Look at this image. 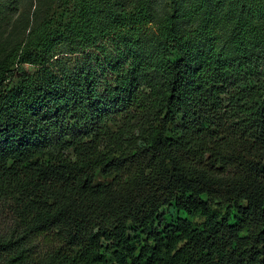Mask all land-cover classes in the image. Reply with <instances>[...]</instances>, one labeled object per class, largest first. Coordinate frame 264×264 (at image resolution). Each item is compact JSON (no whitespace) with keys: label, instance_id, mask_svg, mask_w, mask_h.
<instances>
[{"label":"trees","instance_id":"trees-1","mask_svg":"<svg viewBox=\"0 0 264 264\" xmlns=\"http://www.w3.org/2000/svg\"><path fill=\"white\" fill-rule=\"evenodd\" d=\"M58 1L0 62V264H264V0H168L148 59L145 0Z\"/></svg>","mask_w":264,"mask_h":264},{"label":"rangeland","instance_id":"rangeland-1","mask_svg":"<svg viewBox=\"0 0 264 264\" xmlns=\"http://www.w3.org/2000/svg\"><path fill=\"white\" fill-rule=\"evenodd\" d=\"M145 1L151 7L155 16V25L153 24V28L144 34L138 35L140 41L143 42L140 46L141 56L148 59L154 51L153 42H155L157 22L165 16V8L169 1ZM10 2L12 6H3L4 3L8 4V0H0V62L4 59L12 45L28 32V29L36 18L46 16L56 10H61L60 5L62 4L58 0H10ZM184 20L183 26L185 28H194L195 24L189 25L187 22H196V18L189 16ZM228 34L229 33H226L219 43V47L223 50H229V48H231L227 38ZM207 50V46L204 42H201L198 38L193 40L192 54L197 64L204 60ZM225 54L229 56L226 52ZM110 57L112 59L115 58L114 54H111ZM157 80L156 75L153 73H144L142 76L144 86H151ZM108 179V177H104L99 173L96 175V180L98 182H102L103 180L107 181ZM197 220L201 221V218H197Z\"/></svg>","mask_w":264,"mask_h":264}]
</instances>
